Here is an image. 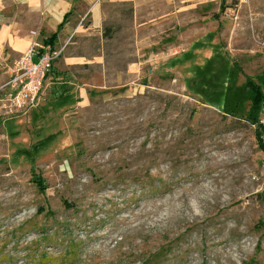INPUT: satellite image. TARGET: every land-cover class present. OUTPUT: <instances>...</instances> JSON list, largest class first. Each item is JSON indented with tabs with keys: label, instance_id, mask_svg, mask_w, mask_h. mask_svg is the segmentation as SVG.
Segmentation results:
<instances>
[{
	"label": "rangeland",
	"instance_id": "obj_1",
	"mask_svg": "<svg viewBox=\"0 0 264 264\" xmlns=\"http://www.w3.org/2000/svg\"><path fill=\"white\" fill-rule=\"evenodd\" d=\"M172 3L83 44V101L0 125V264H264V0Z\"/></svg>",
	"mask_w": 264,
	"mask_h": 264
},
{
	"label": "crops",
	"instance_id": "obj_2",
	"mask_svg": "<svg viewBox=\"0 0 264 264\" xmlns=\"http://www.w3.org/2000/svg\"><path fill=\"white\" fill-rule=\"evenodd\" d=\"M172 2L173 0H0V86L9 80L13 62L28 49L33 40L45 43L56 33L53 46L61 50V56L55 62L53 72H49L45 80L43 101L45 105L50 104L51 111L57 104L73 100L79 103L88 97V88L93 85L84 78H79L74 69L79 66H96L101 75H105L107 71L105 48L102 46L98 50L88 51L83 49V44L94 36H103L104 27L125 18L127 11L130 13L127 18L131 26L147 21H150L147 25L153 27L169 25L170 17L155 18L153 21L154 13L148 15V11L166 9L173 6ZM116 78L119 83L120 71H117ZM107 83V79H104L99 86L103 88ZM15 117L18 118L19 114H6L0 106L2 127L10 125Z\"/></svg>",
	"mask_w": 264,
	"mask_h": 264
},
{
	"label": "built area",
	"instance_id": "obj_3",
	"mask_svg": "<svg viewBox=\"0 0 264 264\" xmlns=\"http://www.w3.org/2000/svg\"><path fill=\"white\" fill-rule=\"evenodd\" d=\"M249 0H238L245 3ZM36 34V32H34ZM61 50L35 40L12 64L11 75L0 86V106L6 114L28 115L42 98L45 80ZM261 123L264 126V109Z\"/></svg>",
	"mask_w": 264,
	"mask_h": 264
},
{
	"label": "trees",
	"instance_id": "obj_4",
	"mask_svg": "<svg viewBox=\"0 0 264 264\" xmlns=\"http://www.w3.org/2000/svg\"><path fill=\"white\" fill-rule=\"evenodd\" d=\"M224 1V0H223ZM57 36V34H53L50 38H48L45 43L51 45L53 48V40ZM248 88L251 93V104L248 110V118L252 120L254 123H258L257 133L264 130V126L259 123V113L261 109L264 107V87L258 81H256L253 77H248ZM263 132V131H262Z\"/></svg>",
	"mask_w": 264,
	"mask_h": 264
}]
</instances>
